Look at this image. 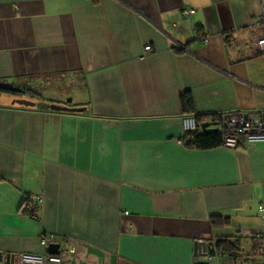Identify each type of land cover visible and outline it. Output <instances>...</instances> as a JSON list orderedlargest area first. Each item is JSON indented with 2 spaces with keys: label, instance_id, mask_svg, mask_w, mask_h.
<instances>
[{
  "label": "crops",
  "instance_id": "1",
  "mask_svg": "<svg viewBox=\"0 0 264 264\" xmlns=\"http://www.w3.org/2000/svg\"><path fill=\"white\" fill-rule=\"evenodd\" d=\"M260 12L259 0H0V83L26 91L0 90L1 256H54L46 235L69 243L46 264H264V143L189 148L181 103L190 92L202 124L264 116ZM221 240L237 258L198 255Z\"/></svg>",
  "mask_w": 264,
  "mask_h": 264
},
{
  "label": "built area",
  "instance_id": "2",
  "mask_svg": "<svg viewBox=\"0 0 264 264\" xmlns=\"http://www.w3.org/2000/svg\"><path fill=\"white\" fill-rule=\"evenodd\" d=\"M260 1L261 12L259 21L263 27V35L257 40V47L264 56V0ZM189 11L188 14H193ZM206 42V41H205ZM151 47L145 48L146 54L151 52ZM198 124L194 117L186 116L183 119V136L198 130ZM214 129L218 131L226 130L230 133L224 135L221 147L236 151L240 148L249 149L257 143H264V116L259 112H248L241 114L225 115L215 125ZM43 200L40 196H29L25 202V209L31 214L32 218H37L38 208ZM259 211L264 213V205L259 207ZM128 215V213H125ZM42 246H50L54 244L53 236L42 235L40 237ZM68 242L60 247V252L67 250ZM15 264H46L47 262H59V257L44 256L36 254H16L14 255Z\"/></svg>",
  "mask_w": 264,
  "mask_h": 264
},
{
  "label": "trees",
  "instance_id": "3",
  "mask_svg": "<svg viewBox=\"0 0 264 264\" xmlns=\"http://www.w3.org/2000/svg\"><path fill=\"white\" fill-rule=\"evenodd\" d=\"M181 103L185 113L187 114L186 116L194 117L197 121L199 128L196 132L189 133L182 137V140L184 141L185 145L189 148L198 150H211L221 147L223 144L224 135L230 132L226 130H221L215 134H204L201 129L203 125L201 123V119L204 116L195 114L194 101L190 92H185L182 95ZM222 118L223 115L213 116V124H211L210 126L216 125ZM211 223L215 227L226 226L229 224V218L213 216L211 218ZM215 249L218 253H221L223 255L226 254L232 258H237L239 253V243L231 244L227 240H221L216 244Z\"/></svg>",
  "mask_w": 264,
  "mask_h": 264
},
{
  "label": "water",
  "instance_id": "4",
  "mask_svg": "<svg viewBox=\"0 0 264 264\" xmlns=\"http://www.w3.org/2000/svg\"><path fill=\"white\" fill-rule=\"evenodd\" d=\"M0 90L5 91V92H10V93H15V94H25L26 93L25 90L17 88L14 85L9 84V83H0ZM52 109L55 111H63V112L73 111L69 109L58 108L55 106L52 107ZM201 129L204 134H215L218 132L217 129H214V128L211 129L210 124H207V123L203 124ZM59 250H60L59 245L52 244L49 246L48 253L50 255L55 256L60 253ZM197 253H199L198 255L200 257H207V256L213 257L216 254V249L212 244L208 245L202 242L198 244ZM0 264H15L14 256L8 255L6 257H3L0 254Z\"/></svg>",
  "mask_w": 264,
  "mask_h": 264
}]
</instances>
